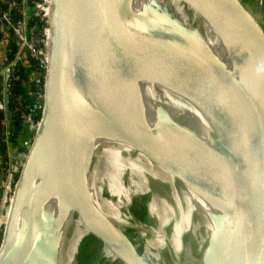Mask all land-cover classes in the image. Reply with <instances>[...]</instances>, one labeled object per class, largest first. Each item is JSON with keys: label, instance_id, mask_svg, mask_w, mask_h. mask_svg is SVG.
Masks as SVG:
<instances>
[{"label": "water", "instance_id": "water-1", "mask_svg": "<svg viewBox=\"0 0 264 264\" xmlns=\"http://www.w3.org/2000/svg\"><path fill=\"white\" fill-rule=\"evenodd\" d=\"M139 1L160 16L151 2ZM193 1L211 9L209 0ZM232 1L250 13L264 33L257 15L242 0ZM258 2L264 15V0ZM223 17L234 33L235 15ZM171 18L172 25L185 29L174 8ZM50 25L44 108L5 225L0 264L63 261L69 225L42 203L39 183L32 180L43 139L52 150L48 173L59 172L77 214L91 231L87 237L75 238L69 263L78 264L84 249L91 250L100 241L97 258L101 261L96 264H109L120 257L104 256L105 241L120 253L118 242L126 239L124 253L133 264H153L140 251L136 257L126 233H113L98 218L91 197L95 157L91 149L85 154L82 149L85 125H116L121 131H130L150 155L173 171L201 177L206 189L219 199L224 226L231 231L226 237L212 232L201 247L212 264H264V82L257 88L248 85L222 64L196 54L183 61L176 50L180 41L156 28L135 8L133 0H81L74 10L70 0H52ZM246 37L243 51L264 58L260 46ZM81 68L86 72L91 96L83 90ZM129 68L204 100L207 107L197 110V121L203 132L215 135L221 149L181 125L176 118L180 110L171 103L154 101L149 109V115L163 127L137 115L124 90ZM8 117H12L11 111ZM30 189L29 204L20 219L21 203ZM185 238L196 243L191 232Z\"/></svg>", "mask_w": 264, "mask_h": 264}, {"label": "bare ground", "instance_id": "bare-ground-1", "mask_svg": "<svg viewBox=\"0 0 264 264\" xmlns=\"http://www.w3.org/2000/svg\"><path fill=\"white\" fill-rule=\"evenodd\" d=\"M80 1L70 0L72 10ZM148 1L160 16L139 0H133V4L156 28L182 43L176 44V50L183 61L196 54L209 59V62L222 64L232 76L245 80L248 85L252 83L257 88L264 82V58L243 51L248 43L246 36H256L257 30L251 28L249 31L250 23L245 10H241L232 0H209L207 4L211 9L193 0ZM173 8L181 16L185 29L172 25ZM223 12L225 15H235L234 33H230ZM257 45L264 51V46ZM81 77L85 94L91 96L87 75L82 68ZM124 90L133 110L141 118L157 127H163L162 123L149 115V109L154 101H166L180 110L176 118L181 125L193 130L215 149H221L215 135L211 131L203 132L197 121V110L207 107V103L200 97L130 68L126 72ZM259 108L262 110L261 103ZM37 131L35 129V134ZM81 141L83 154L89 149L93 155L98 149L102 151L100 158L94 160L91 172V197L104 226L113 233L137 230L140 237L145 239L140 252L153 264H212L202 250L208 236L215 232L226 237L230 236L231 231L228 226H224L219 199L206 189L199 175L173 171L150 155L134 134L127 130L121 131L116 125H85ZM51 153L50 146L43 139L32 180L39 183L42 203L55 211L64 224L69 225L61 264H70L69 252L75 238L87 237L91 231L77 214L59 172L55 170L48 173ZM134 156H139L135 157L137 173L128 175L130 164H134ZM30 192L31 189L21 203L20 219L26 213ZM143 195H148L146 223L139 221L133 214L134 199ZM14 199L6 208L2 224L8 223ZM189 232L196 243L185 238ZM127 239L133 244L132 250L136 257H139V244L129 236ZM122 240L118 242L120 253L105 241L104 256L120 257L123 264H133L124 253L126 239Z\"/></svg>", "mask_w": 264, "mask_h": 264}, {"label": "built area", "instance_id": "built-area-1", "mask_svg": "<svg viewBox=\"0 0 264 264\" xmlns=\"http://www.w3.org/2000/svg\"><path fill=\"white\" fill-rule=\"evenodd\" d=\"M52 0H0V35L1 39L8 42L13 41L17 46L14 58L9 60L7 54L0 61V142L5 147L4 158L0 163L3 176L0 179L1 219L6 214L14 196L8 197L12 191V183L15 182L19 171L26 158V149L35 137V129L39 128L41 119L36 121L34 113L38 109L43 112L45 103V79L49 65L50 41H51V15ZM38 20V22L35 21ZM10 50V49H9ZM8 50V51H9ZM29 56L38 61L39 73L33 78L35 87L34 104L26 103L21 96L16 98V103L11 109L7 107L9 86L11 82L20 78L19 63ZM9 78L7 79V75ZM11 111L12 117H8ZM19 115L22 121L20 127L26 132L20 148L13 146L16 128L14 126L15 116ZM3 191V195H2ZM5 209V214H3ZM1 246V236H0Z\"/></svg>", "mask_w": 264, "mask_h": 264}, {"label": "rangeland", "instance_id": "rangeland-1", "mask_svg": "<svg viewBox=\"0 0 264 264\" xmlns=\"http://www.w3.org/2000/svg\"><path fill=\"white\" fill-rule=\"evenodd\" d=\"M242 2L245 3V6H247L249 10H252L257 15L260 23L264 27V15H262L260 6L258 5L259 4L258 0H253V1L242 0ZM245 13L248 16L247 18H248V21L250 23V26L248 27L249 31L251 28L252 29L255 28L257 30L256 36H253V34H250V37L252 36L250 39L252 41H254L253 42L254 44H260L261 46H264V33L262 32V29L260 28L258 23L255 22L254 17L250 13H247L246 11H245ZM36 136L37 135L35 134L34 139L32 140V142L29 144V146L26 149L27 150L26 151L27 156L23 161V166L21 167V170L19 171L20 172L19 176H17L15 182L12 183V191L8 195V197H11V196L15 197V193H16V190L18 187V181H19L22 169L27 162V159L29 157V154H30V151H31V148H32V145H33V142H34ZM101 154H102L101 149H98L96 151V153L94 154L95 160L99 159ZM135 157L138 158L139 156H134V158H133L134 164H132V163L130 164V167L128 170L129 171L128 175H130V173L131 174L135 173V172L137 173V167H136L137 162H136ZM2 195H3V191H2ZM147 200H148V195H143V196H139V197L135 198L134 202H133V214L135 215V217L139 221L144 222V223H146V209H147V202H148ZM7 205H9V203H6L5 206H7ZM1 208H2V204H1V200H0V209ZM3 212H4L3 214H5V209ZM4 229H5V225H2L1 230H0L1 242L3 239ZM126 234L129 236V238L130 237L133 238L134 241L137 244H139L138 249H139V251H142L143 250V244L145 241L144 237H140L139 232L135 229H128ZM100 247H101V242L97 241L94 245L91 246V250H86V248H85L83 253L80 254L78 257V264H96L97 261H101L97 258L99 253H100ZM109 264H123V261L121 259H118L116 261L110 262Z\"/></svg>", "mask_w": 264, "mask_h": 264}, {"label": "trees", "instance_id": "trees-1", "mask_svg": "<svg viewBox=\"0 0 264 264\" xmlns=\"http://www.w3.org/2000/svg\"><path fill=\"white\" fill-rule=\"evenodd\" d=\"M35 21L38 22L37 19H35ZM1 38L2 37L0 35V40H1ZM16 51H17L16 44L13 41H10L7 44V50H6V54H7V57L9 60H12L14 58ZM38 65H39L38 61L32 57H29V56H26L24 61L19 63L20 78L17 81L11 82L10 86H9V96H10L9 107L11 109L14 107V105L16 103V98L18 96H21L22 99L26 103L34 104L35 87L33 84V78H35L39 73V69H37ZM2 117H3V112L0 111V118H2ZM41 117H42V112L37 109L34 113V119L36 121H38L41 119ZM14 119H15L14 126L18 129H16V131H15L13 144H15L17 147L20 148L22 141H23V136L26 135V132L22 131L20 128L22 126V121L20 119V116L16 115ZM3 149L5 151L4 146H3Z\"/></svg>", "mask_w": 264, "mask_h": 264}, {"label": "crops", "instance_id": "crops-1", "mask_svg": "<svg viewBox=\"0 0 264 264\" xmlns=\"http://www.w3.org/2000/svg\"><path fill=\"white\" fill-rule=\"evenodd\" d=\"M250 1H253V0H250ZM244 3V2H243ZM245 4V3H244ZM259 5V4H258ZM9 42L7 40H3L1 39L0 40V61L4 58L5 54H6V50H7V44ZM23 139H24V136H23ZM13 146L15 148H19L17 147L15 144H13ZM4 158V149H3V145L2 143L0 142V163L2 161V159ZM3 176V171L2 169L0 168V179L1 177ZM0 197H1V186H0Z\"/></svg>", "mask_w": 264, "mask_h": 264}]
</instances>
